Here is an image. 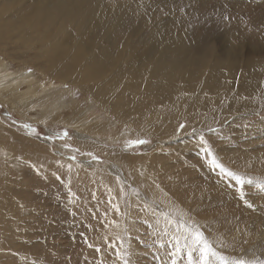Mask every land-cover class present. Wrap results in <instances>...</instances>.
I'll return each instance as SVG.
<instances>
[{"label": "rangeland", "instance_id": "374dc122", "mask_svg": "<svg viewBox=\"0 0 264 264\" xmlns=\"http://www.w3.org/2000/svg\"><path fill=\"white\" fill-rule=\"evenodd\" d=\"M105 1V4L113 2V5L128 2V0ZM129 1L134 6L135 15L141 11L139 5H144L142 2L155 5L154 13L148 4L144 5L141 14L146 21L178 17L179 24H170L171 28L165 26L162 34L170 35L169 37L175 40L187 37L193 45L192 54L196 57L202 55L203 50L211 51L212 58L220 57L224 48H228V51L233 50L236 54L239 68L246 69L244 66L250 61L255 63V66L260 60L264 63V0H162L165 4L162 1L158 3V0ZM130 23L135 25L139 22L130 19ZM145 31L147 32L148 28H145ZM23 58L32 59L33 53H26ZM166 60L173 61L171 58ZM20 61L21 57H18L9 62L12 63L9 71L25 72L35 81H43L46 87L51 85L48 82L50 79L46 80L50 76L43 77L38 73L40 71L36 64ZM260 69L263 73L264 66ZM27 86L23 84L21 89L28 91ZM54 87L55 89L50 91L52 96H59V99L64 100L60 110L52 112L54 116L51 113L44 120H35L32 117L38 113L34 110L32 117L23 118L16 110L0 103V119H3L9 128L13 127V130L29 138V143H33L31 139H34L54 150L62 145L65 147L62 158L68 161L70 156L69 162L72 161L73 166L78 165L76 163L81 159L91 160L96 164V170L104 172L107 177L110 176L107 168L112 166L115 169L114 158H111L112 161L109 160L101 146H105L104 151L107 152L115 146L126 153L125 155L132 153L131 156L145 157L161 146L155 145L153 133L147 132L146 125L142 126L141 121L137 122L134 113L125 115L126 118H118L115 114L106 113L96 98H88L72 85L55 83ZM40 89L41 96L46 94L47 90ZM177 97V100H183L186 94ZM255 97V108L246 113L242 108L232 113L217 112L219 108L214 106L212 112L201 108L193 111L190 122L183 119L171 123L172 131L176 130L180 138L171 139L162 145L168 152L162 154L160 151V154L164 159L172 161L173 158L170 157L172 149L174 159H179V162L167 169L166 184L169 192H180L187 200H192L193 203L195 201L197 204L186 205L177 199L169 200L168 195L161 192L150 196L154 201L153 206L150 204L148 208H144L139 204L134 205V198L143 196L145 190L134 187L133 181H125L122 176L120 177L122 184L108 183L110 187L112 186V191H116L119 202L113 204L116 206L114 208H105L104 202L99 201L101 194L98 192L86 191L81 195L77 186L69 187L68 191L64 189L57 183V178L61 177L57 171L43 175L31 174L28 175L29 180L26 175L21 176L25 177L24 179L19 177L17 184L28 181L31 188L21 189L19 186L21 190L18 189L17 194L20 195H17L12 204L15 207L22 206L27 202L26 197L33 199L30 209H33L35 214L26 217L30 220V228L26 230L19 225L21 229H13L14 239L16 242L20 241L17 252L19 256L15 264H199L201 245L193 243L191 235L195 231L203 233L205 240L224 258L225 264L241 262L264 264V246L255 244L264 237V99L260 95ZM46 100L52 101L49 98ZM90 100L91 103L88 102ZM81 104L86 108L81 117L91 114L90 117L108 120L103 127L84 128L83 132H88L86 134L89 135L85 141L76 136L74 126L65 123L67 121L62 117H74V111L80 109L78 105ZM165 104L159 107L158 112L171 116L173 111ZM37 108L41 111L39 107ZM177 108L178 105H174V109ZM140 113L144 117L148 116L145 109ZM41 115L40 113V118ZM130 121L132 122L129 123ZM186 127L188 128L185 129ZM140 128L144 133L141 134ZM43 139L48 141L43 142ZM135 140H145L148 143L143 145L129 143ZM185 141L196 142L199 147L207 144L209 150L201 152L199 149H189L191 153L196 152L197 155L193 157L182 147L183 145L182 150L173 148ZM116 149L110 152L111 155L118 154ZM229 152H232V157L239 155L243 158L226 159L225 155ZM8 154L12 155L9 150ZM259 158L261 161L257 160ZM138 162L144 163L145 171L152 168V171L148 172L149 175H159L154 163L148 160ZM217 165L223 166L222 170H217ZM121 168L124 172L128 171L126 164L121 165ZM208 171H214L215 174ZM72 172L73 170L70 171L69 178L74 182ZM38 177L46 178L41 181L45 184L38 183ZM148 183L151 186L155 184L153 180H149ZM30 189L33 190V194L27 195L25 191ZM34 192L38 193L37 196ZM51 193L55 198L53 196L49 198ZM199 197L203 198L202 202L198 201ZM157 202L162 203L161 209L156 208ZM108 215L113 217V226L108 223ZM110 233H116L117 237L113 238ZM213 259L214 264H221L218 259Z\"/></svg>", "mask_w": 264, "mask_h": 264}, {"label": "bare ground", "instance_id": "6f19581e", "mask_svg": "<svg viewBox=\"0 0 264 264\" xmlns=\"http://www.w3.org/2000/svg\"><path fill=\"white\" fill-rule=\"evenodd\" d=\"M161 1L158 0V3ZM105 2V0H0V103L16 110L21 116L23 115V118L33 116L35 110L38 115L31 117L35 120H44L64 103L63 98L52 96L50 91L55 89L54 84L72 85L80 89L88 98H96L108 114L126 118L125 115L134 113L137 122L141 121L142 126L146 125L147 132L153 133L155 145L161 146L146 157L131 156L132 153L125 155L126 153L124 154L119 147L115 146L110 149L118 148L116 149L118 154L111 155L112 150L104 151L106 147L101 146L109 160L112 161L114 158L115 169L112 166L107 168L110 175L107 177L104 172L96 170V164H93L91 160L81 159L76 163L78 165L73 166V162H69L70 156L68 161L62 158L65 147L61 144L57 150H54L34 139H31L33 143H29V138L13 130V127L9 128V125L0 119V156L5 155L0 157L2 162L0 163V261L2 264H15L19 256L17 252L20 241L16 242L14 239L13 229L20 228L19 225L26 230L30 228V220L26 217L35 214V211L30 209L33 199L26 197L27 202L22 206L13 205L17 195H20L17 194L18 189L31 188L28 181L17 184L19 177L26 175L29 180L28 175L31 174L43 175L57 171L61 176L57 178V183L67 191L69 187L77 186L81 195L86 191L98 192L101 194L100 203L104 202L105 208H114L113 204L118 201V195L116 196V191H112V186L110 187L108 183L122 184L120 177L123 176L125 181H133L134 187L145 190L143 196L134 198V205L139 204L144 208H148L150 204L153 206L154 201L150 199V196L161 194V192L168 195L169 200L177 199L186 205H194L197 203L187 200L184 194L177 191L169 192L166 184L167 169L170 165L179 162V159H174L175 154L172 149L170 150L172 161L167 160L168 158L164 159V156L160 154V151L162 154L168 152L162 145L170 142L171 139L180 138L176 130L172 131L171 123L183 119L190 122L193 111L202 109L212 112L214 106L219 108L217 112L232 113L242 108L246 113L255 108L256 95L264 99L262 97L264 96V72L262 73L260 69L264 63H261V60L257 66L250 61L245 64L246 69L239 68L236 54L233 50L228 51V48H224L220 57L212 58L210 56L212 53L210 54L211 51L208 50H203V54L196 57L192 54L191 46L193 45L187 37L175 40V38L172 39L173 37L170 38V35L162 34L165 26L179 24L178 17L176 19L162 17L161 21L152 22L153 20L149 19L146 21L141 11L146 4L153 10L155 8L153 3L144 1L145 3L142 2V4L145 6L138 4L141 11L135 15L134 6L129 0L123 3L118 2L116 5H113V2L112 4L109 2L105 4ZM130 19L139 23L131 25ZM145 28H148L147 32ZM29 52L33 53V58L25 60L23 56ZM18 57H21L20 62L36 64L40 71L38 73L43 77L50 76L46 80L50 79L48 82L51 85L46 87L43 81L37 82L31 75H26L25 72L19 73V70L10 72L12 63L9 62ZM169 58L173 61L168 62L166 59ZM23 84L26 86L28 84V91L21 89ZM40 88L47 90L46 94L41 96ZM169 92L173 94H168ZM180 94H186V97L183 100H177L176 97L181 96ZM211 94L214 95L211 96ZM47 98L52 101H47ZM88 102L91 103V100ZM164 103L172 109L171 116L158 112L159 107L164 106ZM176 104L178 108L174 109ZM78 107L80 109L74 111V117H62L64 121H67L65 123L74 126L76 136L85 141L89 135L86 134L88 132H83L84 128L103 127L108 120L105 121L102 118L100 120L96 116L90 117L91 114L81 117V113L86 108L82 104ZM144 109L147 110L148 116L144 117L140 113ZM39 112L42 114L41 118ZM140 132L144 133L141 128ZM181 146L193 157L197 154L191 153L189 149H199L201 152L209 150L207 144L199 147L198 143L188 141L180 142L177 148H173L182 150ZM8 150L12 155L8 154ZM225 158L236 160L243 157L239 155L232 157V152H229ZM140 160L154 163L159 175H149L148 172L152 171V168L146 167L145 171L144 163L138 162ZM257 160L261 161L260 158ZM125 164L128 171L124 172L121 165L125 166ZM216 167L220 171L223 166ZM207 169L210 170L208 167ZM71 170H73L74 182L69 178ZM209 173L215 174L214 171ZM37 180L38 183H42L41 181L46 178L38 177ZM147 180H153L155 184L151 186ZM19 186L22 188H18ZM30 191L26 190L25 193L32 195L33 190L32 193ZM34 193L37 196L38 193ZM21 195L24 194L21 193ZM52 196V193L49 194V198ZM158 198L161 200L160 197ZM46 201L49 200L46 199ZM198 201L202 202L203 198L199 197ZM156 208L161 209L162 203L157 202ZM112 219L113 217L108 215V223L113 226ZM110 235L113 238L117 237L116 233H110ZM255 244L264 246V237Z\"/></svg>", "mask_w": 264, "mask_h": 264}, {"label": "snow or ice", "instance_id": "6c2138e0", "mask_svg": "<svg viewBox=\"0 0 264 264\" xmlns=\"http://www.w3.org/2000/svg\"><path fill=\"white\" fill-rule=\"evenodd\" d=\"M67 135V133H65ZM131 145H143L148 143L145 140H135L129 142ZM75 159V157H73ZM215 163V161H213ZM193 237V243L201 245L200 247V261L199 264H214V259H218L221 261V264H225L224 258L220 256L213 248L212 246L205 240L203 233L199 231H195L191 233ZM243 264V262H241Z\"/></svg>", "mask_w": 264, "mask_h": 264}]
</instances>
